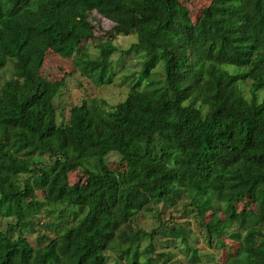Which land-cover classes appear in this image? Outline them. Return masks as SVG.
Returning a JSON list of instances; mask_svg holds the SVG:
<instances>
[{
  "label": "trees",
  "instance_id": "1",
  "mask_svg": "<svg viewBox=\"0 0 264 264\" xmlns=\"http://www.w3.org/2000/svg\"><path fill=\"white\" fill-rule=\"evenodd\" d=\"M92 12L114 24L113 35L137 36L124 54L144 57L141 75L115 108L93 98L63 123L55 105L63 81L41 74L48 51L76 54L83 73L112 82L117 48L107 42L95 59L82 51L95 38ZM9 62L12 77L0 87V216L13 222L0 230V264H107L140 213L185 195L200 214L215 207L210 241L238 242L226 264H264V0H210L196 20L181 0H0V72ZM158 62L162 80L152 76ZM111 154L127 182L110 168ZM75 171L83 185L70 184ZM37 191L44 198L30 201ZM43 213L57 233L31 243L25 232ZM175 237L189 246L191 232ZM132 244L119 257L139 264L149 250ZM188 249L187 264L199 263Z\"/></svg>",
  "mask_w": 264,
  "mask_h": 264
},
{
  "label": "rangeland",
  "instance_id": "2",
  "mask_svg": "<svg viewBox=\"0 0 264 264\" xmlns=\"http://www.w3.org/2000/svg\"><path fill=\"white\" fill-rule=\"evenodd\" d=\"M181 1L190 10L193 20L200 17L203 9L210 3V0ZM91 21L94 25L95 38L86 41L83 44L82 51L89 58L95 59L100 55V47L107 42H111L117 48V53L112 55V71L114 72L112 82L100 84L83 73L81 68L77 66L76 54L72 58H63L51 50L48 51L41 74L50 82L63 81L60 95L55 100L59 119L63 123L69 121L70 111L74 106L81 105L83 101H89L93 98L99 101L104 100L107 109L115 108L120 102L124 101L141 75L144 57L137 54H124L125 50L137 42V36L134 34L129 36L113 35L112 27L114 24L96 12H92ZM12 71L13 64L9 62L6 69L0 72V87L12 77ZM152 76L155 80L163 79V68L159 62ZM261 93L263 94H260V96L264 97V92ZM108 161L110 168L127 182L124 177L126 168L121 164L118 156L111 154ZM69 181L71 185H83L86 178L80 171H75L70 174ZM140 182L144 181L140 180ZM43 198V194L37 191L29 200L35 201ZM216 205L218 217L225 221L228 215L225 210L226 206L218 202H216ZM214 208L200 214L187 195L173 205L160 203L153 206V211L140 213L134 225L126 226L128 242L122 244L118 249L108 251L107 264H128L129 258L127 256H124V258L119 257L120 249L125 250L132 246L134 251L135 244H132L133 242L139 244L142 249L147 248L149 250L148 255L145 256L141 255L140 252L139 264H164L166 259L169 261L165 264H187L194 254V251L188 249L189 247H192L199 257L200 262L197 264H226L230 260V255L234 254L236 249L239 248V244L228 235L222 237L224 247H219L215 240L210 241L208 239L205 225L212 220ZM246 208L249 214H253L255 211L254 205L248 204ZM244 209L245 204H238L235 206L234 211L239 215ZM12 222V218L0 216V230H6L8 224ZM52 223L53 219L48 215L44 213L38 215L35 231L25 232L26 238L34 243L38 236L55 237L57 232L55 231V224ZM180 229L187 233L191 232V239L188 240L189 246H185L175 237V231ZM233 229L238 230L239 227L235 226ZM146 233L152 235L148 240H144V234ZM136 237H138V240ZM43 244L40 246H43Z\"/></svg>",
  "mask_w": 264,
  "mask_h": 264
}]
</instances>
